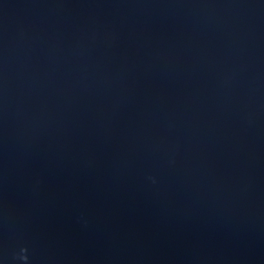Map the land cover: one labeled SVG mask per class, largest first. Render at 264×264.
Listing matches in <instances>:
<instances>
[{
    "label": "water",
    "instance_id": "water-1",
    "mask_svg": "<svg viewBox=\"0 0 264 264\" xmlns=\"http://www.w3.org/2000/svg\"><path fill=\"white\" fill-rule=\"evenodd\" d=\"M0 264H264V0H0Z\"/></svg>",
    "mask_w": 264,
    "mask_h": 264
}]
</instances>
